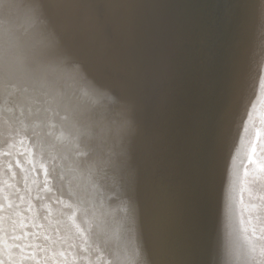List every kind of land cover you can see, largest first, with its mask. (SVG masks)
Segmentation results:
<instances>
[{"label": "bare ground", "instance_id": "bare-ground-1", "mask_svg": "<svg viewBox=\"0 0 264 264\" xmlns=\"http://www.w3.org/2000/svg\"><path fill=\"white\" fill-rule=\"evenodd\" d=\"M17 1H20L21 7H27L29 3H32V0ZM62 1L53 0L51 2L49 18L45 14L40 15V21L45 23L43 28L42 26L38 28L31 26L27 18L21 19L15 15L13 17L11 12V9H14L13 3L6 10L9 19H3L5 26L10 22L14 30L15 42L22 48V51H14L17 53L11 51L13 71L22 69V76L38 79L49 91L44 97L43 93L42 95L33 93V96H30L29 93L33 92L34 88L28 87L24 81L20 84L14 80L8 81L12 85L10 89L14 90L13 95L8 88H5L4 92L0 91V164L5 165V162L10 161V164L6 166L12 171L18 169L23 181L22 186L19 181L14 183L13 175L0 171V183L6 192L4 198L0 196V212L2 211L0 241L6 244L1 254L6 255L12 247V254L7 257H15V260L11 261L4 256L6 263L31 264L32 261V264H46V261L51 259L50 254L44 252L46 248L43 247L45 246L44 239L38 236V234L41 235V226L36 218L38 213L49 214L52 211L47 202L49 200L44 199L43 205L40 206L27 202L30 197H33L29 191L32 183L27 184L29 175L25 166L12 164L19 157L10 156V148L12 143L18 145L17 149L26 155L28 161L30 157L33 161L42 164L53 161L55 167L59 166L58 175L64 180L63 192H67L66 183L69 178L64 171H67L68 176H72L75 168L65 167L59 163L61 161L65 163V159L74 158L75 148L70 147L69 144H73L70 140L75 136H73L70 123L58 124L57 121L53 122L50 116L56 104L52 102L60 98L65 100L69 96L80 102L79 116L74 118L77 120V126L81 120L82 125L87 126L92 135L99 133V129H95L92 120L95 111L93 110L92 113V110L85 108V103L88 104L91 101L92 104H96L98 112L103 110L99 116L100 129H105L104 122L112 117L107 128L110 134H117L116 137L112 136L115 137L116 152L110 150L107 165L101 172H97L103 184L102 189L90 181L86 175H80L77 177L80 184L74 190H68L65 194H54L61 197V200L67 195V200L71 199L70 203L74 206L85 201V199H75L74 195L82 193L83 186L91 183L92 201L97 202L98 208L99 219L96 220L98 227L104 226L106 231L111 230L112 235L111 241L108 242L96 233V236H92L93 242L94 246L101 245V251L107 258L108 264H238L236 252L231 251L233 242L226 236L234 166L231 163L230 172H228L226 165L227 173H225L223 167L225 159L221 158V152H224L221 145L225 128L227 129L224 139L225 151H227L230 133L233 131V119L229 122L226 118L231 106L232 81L230 77L226 85L228 91L227 99L225 97L226 102L221 103V109L214 118L212 111L209 110L208 105L211 106V104L207 98L208 94H211L212 75L207 73L206 66L204 69L207 74L202 75L195 82L194 87L186 93V97L180 98V105L179 101L176 102L178 98H169V100L167 98L166 102L159 105L160 102L158 104L157 102L163 95L160 99H157L159 95L149 98L146 93L139 90L138 87H141L146 92L145 87H147L150 92L153 90V94L161 93L162 85L155 86L148 74L153 62L158 61L156 58L158 40H160L159 47L161 48L165 37L170 38L171 43L173 34L170 33V36L163 34L164 31L159 30L153 18H171L173 21L176 13L174 5L178 4L176 0L168 1L171 7L169 14L165 13L167 0H99V6L107 10L105 17H109L108 22L113 24L112 28L116 35L115 47L119 50L125 47L121 51H127V57L126 55L122 57L123 69L127 70L133 66L136 76L127 73V77L125 75L122 78H115L113 72H109L108 76V67L105 71L99 69L95 63L98 60L92 61L94 73H84L87 60L84 52L79 49L75 52L84 57V59L79 56L75 57L79 59V63L75 60L65 61L68 54L65 53L62 44L54 46L55 40L61 38L62 35L66 36L67 33H70L72 40L75 38V34L70 30V24L69 26L63 24L64 21L69 23L72 17L67 18L65 15L66 6L61 3ZM209 1L211 0H198L197 7L191 12L195 13L193 17L198 20L196 24L198 32L194 43L201 47H203L204 37L207 39ZM235 1L237 13V0ZM240 1L243 2V0ZM230 8L232 12V3ZM122 10L125 11L124 14ZM55 12L60 13V16H57L58 19L54 17ZM235 22L237 26V16ZM245 26L248 29L247 22ZM66 38L63 39L64 42H67ZM72 40L67 42L70 43L69 47ZM125 43L126 45L122 46ZM204 43L207 44V41ZM3 45L0 42V48H3ZM160 52L164 59L165 51ZM170 54L171 52L166 51L167 63L162 70L165 71V68L169 67L170 69L167 70L173 76L175 72L173 58L180 52L174 51L169 61ZM25 58L38 64L41 69L38 67L33 73L29 70L28 64L21 62L22 66L19 65L17 61H23ZM142 61L144 64L147 63L145 70L141 64ZM147 68L148 72H146ZM58 69L72 77L76 69L75 75L79 76L78 80L81 85H76L74 83L76 81L67 83L66 79L60 80L55 73ZM154 79L156 83H159L158 77ZM96 80L103 82L107 89L94 86ZM119 81L123 82L118 87L117 82ZM139 84L140 86H137ZM69 85H72L71 89H66ZM121 88H124L125 92ZM120 89L121 91H117ZM3 93L5 95H2ZM123 93L126 94L125 99L120 105H116ZM136 93L138 98H134ZM101 95L115 97L113 107H105L106 101L102 104L99 100ZM23 101L26 104H23ZM93 101L98 103H93ZM49 102L52 103L50 106H48ZM55 107L61 112L60 103H57ZM74 119L73 122H75ZM115 121H117L116 124ZM139 121L143 122V126L139 127ZM112 124L115 125L113 130ZM145 124L148 128L154 127L155 130L154 135L149 138L142 135L146 128ZM28 125L30 128L27 131L25 126ZM53 128L54 131H52ZM28 143L39 152L37 156H40L41 151H46L49 146V155H46L44 159L42 154L40 156L42 160L33 159L28 149L24 148ZM99 151L95 154L97 158ZM79 154L82 155L80 152ZM9 156L12 160L8 158ZM44 171L49 173V170L44 169ZM59 178L52 179L56 185L53 186V190L55 187L57 192H59L58 186L62 184L58 183ZM86 193H89V190L88 192L86 190ZM54 202L59 205L61 212L70 209L64 207L67 202L62 204L58 199ZM87 202L89 207H95L88 199ZM27 210L32 216H29ZM75 218L73 216V219ZM89 219L91 220L90 217ZM87 223L92 224L87 225V228L97 225L95 221ZM18 225L21 226L18 227ZM22 226H30L33 230L23 232L24 227ZM14 227H18L19 233L14 230ZM125 232L131 237L130 240L126 239ZM59 236L66 238L64 235ZM19 237H21L20 240ZM86 241L93 244L92 241ZM13 242L14 245L11 247L7 245ZM39 251L44 253H39ZM137 251L139 256L136 255ZM62 257L64 258L61 254L59 258Z\"/></svg>", "mask_w": 264, "mask_h": 264}, {"label": "water", "instance_id": "water-1", "mask_svg": "<svg viewBox=\"0 0 264 264\" xmlns=\"http://www.w3.org/2000/svg\"><path fill=\"white\" fill-rule=\"evenodd\" d=\"M52 1L53 0H32L29 6L21 7L19 5L20 1L0 0V42L4 44V47L0 48V91L2 90L4 92L6 91L4 89L8 88L13 95L14 90L10 89L12 85L9 84L8 81L14 80L20 84L21 81H24L28 84V87L31 86V88H34L33 92L29 93L30 96H33V93L34 95H37V93L42 95L43 93L44 97L49 93L47 88H45L38 79L22 76V69L13 71L14 66L11 63V60L13 61L11 51H22V48L15 42L14 30L10 22L5 26V21L3 19H9L6 10L13 3L14 9H11L13 17L15 15L21 17V19L27 18L30 20L28 24L31 26L37 28L42 26L43 28L45 23L41 22L39 17L41 14H45L47 18H49V5H51ZM168 1L169 0L165 2L166 14H169V9H171L168 5ZM176 1H178V4L174 5L176 13L173 21L171 18H153L158 24L159 30L164 31L163 34L169 36L170 33L173 34V40L171 36V43L170 38L165 37L164 44H162L163 47L161 48L159 47L161 44L160 40H158L159 44L156 46V58L158 61L156 63L153 62L152 69L148 74L155 86L162 85L161 93L153 94V90L150 92L147 87H145L146 92L142 90L141 87L138 88L146 93L149 98L159 95L157 99H160V96L163 95L161 98L162 101L160 100L157 102V104L160 102L159 105L166 102L167 98L168 100L169 98H178L179 100H176V102L179 101L180 105V98L186 97V93L194 87L195 82L198 81L202 75L211 73V94H208L207 98L211 104V106L208 105L209 110L210 112L212 111V117L214 118L219 109H221L223 102H226L225 97L227 99L228 94L226 85H228L230 77L232 81L230 90L231 106L226 114V118L229 122L233 119V131H231L229 136L227 151H225L224 148V139L225 135H227L226 128L221 145L224 150V152H221V158L225 159L223 165L225 173H227V169L228 172H230L231 163H233L234 166V168H232L233 180L230 190V196H232V198L229 202L230 213L227 221L226 236L233 242L231 251L236 252L239 261L238 264H264V0H243V2L237 0V13L235 0H232V2L231 0L209 1L207 39L204 37L205 40H202L203 47L194 43V39L198 32L196 28L198 20L193 17L195 13L191 12L197 7L198 0ZM61 3L66 6L65 15L67 18L69 16L72 17L69 23L64 21L63 24L64 26H69L70 24V30L75 34L73 40L70 37V33H67L66 36L61 34L62 39L58 38L55 40L56 44H54V46H60V44H62L65 53L68 54V57L64 59L65 61L75 60L79 63L80 61L78 58H75L76 56L82 59L87 57L84 73H94L92 61L98 60L95 63L99 69L105 71L106 67H108V76L109 72H113V77L115 78H122L125 77V75L127 77V73L136 76L133 71V66L127 70L123 69L122 64L124 65V62L122 57L125 55V57H127V51H121L122 48L125 47H121L120 50L118 47H115L116 40L114 41V38H116V35L112 28L113 24L108 22L107 19H109V17H105L107 16V10L101 5L99 6V0H63ZM231 3L232 12L230 8ZM211 9H213L212 12ZM141 11L143 13V10ZM122 13L124 14L125 11L122 10ZM51 14H53V12H51ZM55 14L54 17L58 19L57 16H60V13L55 12ZM236 16L238 22L237 26H235ZM64 19H66V17ZM75 19L77 20L75 21ZM246 22L248 29L245 26ZM65 37H67V42L70 39L72 40L70 47V43L64 42L63 39ZM204 41H207V44L204 43ZM125 45L126 43L122 46ZM201 48H203V50ZM77 49L84 52L86 56L82 57L76 54L75 52H77ZM158 50L165 51L164 59L163 54ZM166 51L171 52L169 61L174 51L180 52V54L173 58V69L175 70L173 76L172 73L167 70L169 67L165 68V71L162 70L167 63V60H165ZM55 52L57 53V51ZM57 55L59 56L58 53ZM89 56L91 58H89ZM125 57L124 59H128ZM25 60H18L17 62L21 66V62L28 64L29 70L33 73L37 71L38 67L40 68V66L33 61L27 58H25ZM141 64H143L145 70L147 63L144 64V61H142ZM205 66L206 70H208L207 73L204 69ZM146 72H148V68ZM12 73H16V75H12ZM55 73L60 80L66 79L67 83H69V81H76L74 82L76 85H81V82L78 80L79 76L75 75L76 69L75 72H73V77L69 74H65V72H61L59 69L56 70ZM156 77L159 78V83L155 82L154 78ZM122 82L123 81L117 82V86L119 87V84ZM95 83L94 86L96 85V87L107 89L100 80H96ZM2 85L4 87H2ZM137 86H140V84ZM71 87L72 85H69L66 89H71ZM121 89L125 92L124 88ZM121 89L117 91H121ZM106 92L109 93V91ZM2 95L5 94L3 93ZM68 95L69 94H67V96ZM137 95L136 93L134 98H136ZM125 97L126 94L123 93L116 105H120ZM114 99L115 97L112 96H99V100L102 104L106 101L104 104L105 107H113ZM52 103H60L61 107V112L56 109V104L52 108V113L50 112L52 121H57L58 124H62L63 122L70 123L73 128V136H75L74 139L70 140L73 144H69L70 147L72 146V148H75L74 151H76V154L74 153V158L65 159V163H63V161L59 163V165L62 164L65 167L69 166L72 169L75 168V170H73V175L71 174L72 176H68L67 171H64L69 178L66 183L67 192L68 190H74L75 187L80 184L77 180V177L80 175H86L90 181L94 182L102 189L103 184L99 180L100 177L97 172H101L107 165L110 150L116 152L114 142L117 134H110L107 128L109 120L112 117L104 122L105 129H100L99 116L103 113V110L98 112L96 104H92L91 101L88 104L85 103V108L92 110V113L93 110L95 111V116L92 120L94 127H96L95 129H99V133L94 136L87 126L82 125L81 120H79L77 126V120L74 119L76 116H79L80 110V102L77 99L68 96L65 100L60 98ZM52 103L49 102L48 106ZM93 103L98 102L93 101ZM23 104L26 103L23 101ZM138 115L140 116V113H138ZM73 119L75 122H73ZM138 120H140V118H138ZM143 122L139 121V127L143 126ZM116 123L117 121H115V124ZM114 126L113 124L111 125L112 130ZM145 127L148 128L146 124ZM25 128L28 131L30 125L25 126ZM57 128L60 131L58 126ZM146 128L142 135L146 138L153 136L155 132L154 127ZM55 130L57 129L55 128ZM52 131H54V128ZM5 136L8 135L5 134ZM16 146L18 145L12 143L10 148L11 154H8H10V156H16L17 158L19 157V159L13 161L12 164L15 166H25L28 172L29 178L27 184H30V182L32 183V188H29V191L32 193L33 197H30L27 202L40 206L43 205L44 199L49 200L47 202L50 210H52L49 214L44 212L38 213L39 215L36 214V218L41 226V235L38 234V236L44 239L43 244H45V246L43 247H46L44 252L49 253L51 258L50 261H46V264H106L107 258L101 251V245L94 246L93 235L96 236V233H99V235L107 239L108 242L111 241L112 235L110 234L111 230L106 231L104 226L101 228L98 227L99 224L96 222V220L99 219L97 215L98 208L96 206L97 202L93 203L92 201L93 194L90 188L91 183L83 186L82 193L74 195L75 199H85V201L73 206V204L70 203L71 199L67 200V195H65L64 201L60 199L61 197L54 195L56 193H67L63 192L62 189L64 180L61 178L62 176L58 175L59 166L55 167L53 161L52 163L48 161L42 164L33 161L31 157L30 161H28L26 155L19 152L20 149H17ZM47 147L46 151H41V155H44V159L46 155H49V146ZM24 148L28 149L33 159L37 158L38 160H42L40 158L41 155L37 156L39 152L34 147L30 146L29 143L26 144ZM44 149L46 148L44 147ZM98 150L100 151L97 158L95 154ZM79 152L82 153V155L79 154ZM10 156L8 158L12 160ZM22 157L23 159H20ZM8 164H10V161L9 163L8 161L5 162V165L0 164V171H3V173L7 175H13L14 183L19 181L22 186L23 181L20 178L18 169L15 171L9 170V167L6 166ZM226 165L227 169L225 168ZM44 169L49 170V173L44 171ZM58 177H60L57 179L58 183H62L58 186L59 192L55 191V187L53 190V186L56 185L55 181L52 180ZM86 190L87 192L89 190V193H86ZM5 194V189L0 183L1 198H4ZM57 199L62 204L67 202L64 207H69L70 209H65L61 212L62 210H59V205L54 202ZM87 199L95 206L94 208L88 206ZM71 205L73 206L72 208L70 207ZM1 212L0 216L2 215ZM27 212L29 216H32L29 210H27ZM90 213H92L91 216ZM73 216L76 218L73 219ZM107 219H109V216H107ZM91 221H95L97 225L87 228V225H92L87 222ZM20 226L21 225H18V227ZM18 227H14L17 233L20 231ZM22 227H24L23 232H26V230H33L30 226ZM125 234L126 239L130 240L131 237L127 232H125ZM59 235H64L66 238ZM20 239L21 237H19V240ZM86 240L92 241L93 244L87 243ZM17 243H19V241ZM7 245L11 247L14 245V242L11 244L8 243ZM71 245L75 246V248ZM4 247L6 248V244L0 241V264H7L6 258L11 261L15 260L14 256L7 257L12 254V247L7 251L6 255L1 254L2 248ZM44 252L39 251V253ZM61 254L64 258H59ZM4 256H6V258H4ZM23 263L24 262L19 264ZM32 263L31 261V264Z\"/></svg>", "mask_w": 264, "mask_h": 264}, {"label": "snow or ice", "instance_id": "snow-or-ice-1", "mask_svg": "<svg viewBox=\"0 0 264 264\" xmlns=\"http://www.w3.org/2000/svg\"><path fill=\"white\" fill-rule=\"evenodd\" d=\"M136 255H137V256H139V253H138V251H137Z\"/></svg>", "mask_w": 264, "mask_h": 264}]
</instances>
